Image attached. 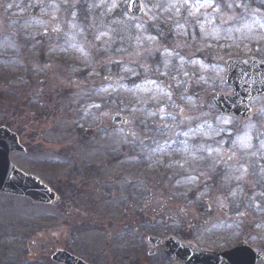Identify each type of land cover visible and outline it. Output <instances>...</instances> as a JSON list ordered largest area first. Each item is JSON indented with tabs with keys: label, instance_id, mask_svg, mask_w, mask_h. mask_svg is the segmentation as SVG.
I'll return each instance as SVG.
<instances>
[{
	"label": "rangeland",
	"instance_id": "1",
	"mask_svg": "<svg viewBox=\"0 0 264 264\" xmlns=\"http://www.w3.org/2000/svg\"><path fill=\"white\" fill-rule=\"evenodd\" d=\"M143 1L133 21L128 0H0V111L21 112L64 197L55 210L0 196L14 255L60 244L126 264L148 236L184 231L264 251V97L241 124L210 102L232 91L229 58L264 61V0ZM142 259L171 264L161 249Z\"/></svg>",
	"mask_w": 264,
	"mask_h": 264
},
{
	"label": "water",
	"instance_id": "2",
	"mask_svg": "<svg viewBox=\"0 0 264 264\" xmlns=\"http://www.w3.org/2000/svg\"><path fill=\"white\" fill-rule=\"evenodd\" d=\"M133 15L143 14L142 4L139 0H132L129 6ZM228 84L233 85L232 94L217 93L211 101L223 113L237 117L241 123L252 115L250 103L257 95L264 94V63L256 59H232L227 64ZM124 121L121 116L114 118V122ZM11 133L6 128H0V190L20 195H28L40 202L52 203L57 196L45 184H36L26 177L22 171L15 168L10 160L9 153L22 150L17 136L10 139ZM2 153H5L4 157ZM7 156V158H6ZM152 247L163 245L166 256L178 258L183 264H263L264 253L254 249L244 242L225 252H214L196 247L189 243H180L170 238L162 240L149 238ZM54 258L66 264H86L81 259L67 253L58 252Z\"/></svg>",
	"mask_w": 264,
	"mask_h": 264
},
{
	"label": "flooded vegetation",
	"instance_id": "3",
	"mask_svg": "<svg viewBox=\"0 0 264 264\" xmlns=\"http://www.w3.org/2000/svg\"><path fill=\"white\" fill-rule=\"evenodd\" d=\"M37 113H35V116L33 118H38ZM0 116L1 118L4 117H9L8 120L5 119V123L0 124V126H4L9 128L11 131L15 132L19 138L20 144L26 149L24 151H14L10 154V158L12 162L23 170L26 174L33 175L36 177H39L42 179V170H43V165H44V158L43 155L38 156V152H40L42 147H38V140L36 135L33 134V131H26V123L23 124L22 122L25 120L20 119V124L14 125L15 119H12V117H18L19 113L13 112L11 110L8 111H0ZM20 118L22 117V114L20 112ZM17 121V120H16ZM35 122H31V124H34ZM37 144V147L36 145ZM22 161L23 163L29 162L30 165L26 166L23 165L22 163L19 162ZM50 186L55 189L56 192H58V187L54 185L52 181H47ZM0 196L3 197H17V196H12L11 194H7L4 192L0 191ZM24 199L26 202L31 203L35 206H47L39 203H35L33 200H31L28 197H18ZM60 202L56 203L54 206V209H58ZM52 206V207H53ZM0 214H3V211ZM56 221V219H54ZM12 232V223L6 222V221H0V264H63L56 262L55 260L52 259V255L55 251L58 250H66L64 245H60L56 248V250L53 253H44L42 245L39 247L38 252V245L39 243L36 242V240L33 241V245L36 246L37 252L33 253L32 248L28 249L27 255L26 254H21V255H14L13 251H17L18 249H13L12 243H11V235ZM157 249H162V247L157 248ZM156 249V250H157ZM67 251V250H66ZM124 252V251H123ZM121 251L120 253L123 254ZM126 254V252H124ZM157 255V252L155 253ZM127 257V256H125ZM122 259L116 258V264H123V262H120ZM99 259L101 258H96L94 261L89 259L86 260L84 259L88 264H100ZM120 262V263H119ZM127 264H139V255L137 252L133 250V252L130 253L129 257L127 258ZM171 264H175L176 262L170 261Z\"/></svg>",
	"mask_w": 264,
	"mask_h": 264
},
{
	"label": "snow or ice",
	"instance_id": "4",
	"mask_svg": "<svg viewBox=\"0 0 264 264\" xmlns=\"http://www.w3.org/2000/svg\"><path fill=\"white\" fill-rule=\"evenodd\" d=\"M206 6H211V0H206ZM231 7V5H229Z\"/></svg>",
	"mask_w": 264,
	"mask_h": 264
}]
</instances>
